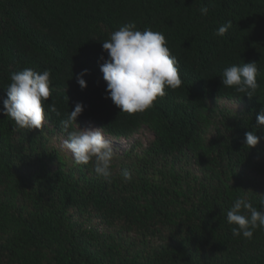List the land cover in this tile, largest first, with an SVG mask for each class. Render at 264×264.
<instances>
[{
  "label": "trees",
  "instance_id": "trees-1",
  "mask_svg": "<svg viewBox=\"0 0 264 264\" xmlns=\"http://www.w3.org/2000/svg\"><path fill=\"white\" fill-rule=\"evenodd\" d=\"M129 22L165 36L182 79L131 115L108 97L100 70L103 41ZM248 62L259 69L252 98L221 82L226 67ZM24 68L51 72L49 103L61 115L45 108L41 130L3 112L10 76ZM77 103L80 128L115 140L151 134L116 154L111 182L51 147L66 139L60 121ZM262 107L264 0H0V264H264V230L237 238L227 221L239 196L264 210ZM248 131L260 138L253 148Z\"/></svg>",
  "mask_w": 264,
  "mask_h": 264
},
{
  "label": "clouds",
  "instance_id": "clouds-1",
  "mask_svg": "<svg viewBox=\"0 0 264 264\" xmlns=\"http://www.w3.org/2000/svg\"><path fill=\"white\" fill-rule=\"evenodd\" d=\"M199 11L206 16L209 9L201 7ZM231 27L232 22L228 21L218 27L215 35L225 36ZM102 49L107 53V59L100 70L107 82L108 97L120 112L129 115L144 113L166 95V88L175 90L182 85L178 60L160 32L150 28L140 31L134 22H129L113 31L109 39L103 41ZM87 71L85 69L77 76L81 89L87 87L82 78ZM258 75L256 62L233 64L223 70L221 82L223 87L252 98L260 89ZM50 77L51 72L47 69L41 72L24 68L11 74V82L6 87L7 98L3 99V112L14 120L16 127L29 132L41 130L46 123L45 108L57 116L61 115L55 99L52 98L49 103V98L52 97ZM83 110V105L77 103L74 110L66 113L65 118L60 121L62 129L67 133L62 147L70 151L76 165L92 163L95 174L111 182L116 153L112 143L106 138L115 139L104 135L102 127L91 125L95 128L81 129L77 118ZM256 127H264V107L256 117ZM259 140L255 132L245 133V145L249 148L257 146ZM121 175L125 182L132 180L127 169L122 170ZM261 206L264 208V201H261ZM227 221L230 225H235L231 228L233 237L252 240L254 230H264V210H258L246 196H239L227 211Z\"/></svg>",
  "mask_w": 264,
  "mask_h": 264
},
{
  "label": "rangeland",
  "instance_id": "rangeland-1",
  "mask_svg": "<svg viewBox=\"0 0 264 264\" xmlns=\"http://www.w3.org/2000/svg\"><path fill=\"white\" fill-rule=\"evenodd\" d=\"M85 128H95V127L89 126V127H85ZM85 128H81V129H85ZM59 136L60 135H56L55 137L50 139L51 147L59 148L60 150L64 151L65 153L69 154V156H72L70 151H68L67 149H64L62 147L63 140H60ZM151 138H152L151 134H149L146 129H142L137 135H135L130 140H110L108 138H106V139L112 143V146L114 148L115 153L117 154V156H119V155L124 154L127 150H129L130 147L133 145V143H135L137 140H145L146 139V141H147V140H150Z\"/></svg>",
  "mask_w": 264,
  "mask_h": 264
}]
</instances>
